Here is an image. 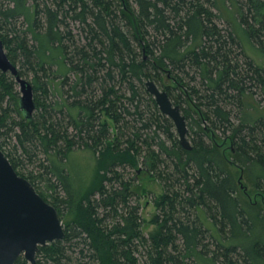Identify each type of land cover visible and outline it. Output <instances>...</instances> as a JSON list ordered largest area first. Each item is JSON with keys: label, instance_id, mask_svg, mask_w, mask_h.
Here are the masks:
<instances>
[{"label": "trees", "instance_id": "trees-1", "mask_svg": "<svg viewBox=\"0 0 264 264\" xmlns=\"http://www.w3.org/2000/svg\"><path fill=\"white\" fill-rule=\"evenodd\" d=\"M6 1L0 37L19 74L31 73L36 107L32 118L22 114L16 82L0 70L8 146L0 149L38 193L43 182L64 224L35 264H264V207L240 198L230 169L249 171L264 194V115L254 101L264 100V57L256 63L239 37L264 56V0ZM225 1L236 8L229 28L214 11ZM165 72L175 87L161 82ZM148 79L191 119V149ZM215 130L229 139L231 158ZM75 148L91 151L97 167L78 186L67 165ZM36 162L38 170L27 168ZM140 167L162 187L148 237L123 173ZM15 264L28 262L20 255Z\"/></svg>", "mask_w": 264, "mask_h": 264}, {"label": "water", "instance_id": "water-1", "mask_svg": "<svg viewBox=\"0 0 264 264\" xmlns=\"http://www.w3.org/2000/svg\"><path fill=\"white\" fill-rule=\"evenodd\" d=\"M0 70L14 77L19 85V108L26 118H32L36 107L32 84L19 74L18 67L8 58L1 37ZM145 85L160 112L172 120L180 144L191 149L186 135L188 127L179 106L174 105L166 91L160 90L154 82L148 80ZM63 236L64 227L56 208L14 170L0 149V264H15L20 255L29 264H35L38 247Z\"/></svg>", "mask_w": 264, "mask_h": 264}, {"label": "rangeland", "instance_id": "rangeland-1", "mask_svg": "<svg viewBox=\"0 0 264 264\" xmlns=\"http://www.w3.org/2000/svg\"><path fill=\"white\" fill-rule=\"evenodd\" d=\"M0 2H3L2 3L3 5L7 4L6 0H0ZM224 9L222 8L220 10L214 9V11L220 15V19H218L219 20L218 25L222 28H229V26L233 24L236 8L234 10V7H232V4L228 1H225ZM230 11H233V13H230ZM17 25H19V22ZM71 25H72V29L76 31L75 23L73 24L71 23ZM239 37H240L241 44L243 48L245 49L244 51H246V54L248 53V55H250V57L256 63L262 62V59H260L259 57H264V56L260 54L259 52H256V51L254 52L251 50L248 40L246 39V36L242 32L239 34ZM17 66H18V63H17ZM169 76L170 75L167 72H165L162 75L161 82L165 84L164 86L175 87L173 79ZM24 77L30 82H32L31 73L25 74ZM15 89H16V94L19 98L20 92H19V85L17 83L15 84ZM171 91L173 95L178 93V91L175 88L171 89ZM254 101L261 109L262 112L260 113L264 115V100L260 99L258 95H255ZM192 108L194 109V107ZM193 112L194 110L190 111V113H193ZM186 122H187V127H188L189 126L188 122L190 123L192 121L189 118V120H186ZM202 125L203 123L200 124V128L202 127ZM175 133H176V130H175ZM213 134L216 137V140H217V143H218V146L221 152H223L228 159L231 158V151H230L231 144L229 142V139L223 136L219 130H215ZM228 134L229 132H227V135ZM2 140H3V137H1L0 143L2 145L3 150L6 151V148H8V146L6 145L3 146ZM73 155H74V160H72L71 158L67 164L68 168L70 169V177H69L70 180L72 179L71 180L72 183H74V185L76 186L79 185L83 177L86 178L87 181L91 182V178L92 176H94V172L97 168L95 156L93 155L91 151H88L87 149H82V148L81 149L75 148ZM38 156H41V155L39 154ZM77 164H80L83 167ZM27 168L35 169V170L39 169L37 162L28 163ZM83 168L85 170L84 174L83 172L81 173ZM240 168L237 166H230V169L232 170L233 175L238 185V195L240 196V198H242L246 202L255 203L257 206L264 207V194H262V191L258 189L253 183V180L250 177L251 173L247 171L246 169H244L243 167H240ZM141 169H142L141 167L140 169H136V170L135 169L129 170L128 168L127 170H123V173L125 174V178L128 177L130 181H132L130 189L134 191V197L130 199V204H136V203L139 204L138 214L141 216V219H142L141 224H140L141 232L145 237L146 236L148 237L154 232V228H155V226L150 222L151 215L155 211V208L153 205V198L154 197L157 198L162 193V187L157 179H155L154 177H150L149 175H146L145 170L141 171ZM36 184H37L39 193L41 192L40 195L43 197L44 200L48 201V197H49L48 190L44 188L43 182H37ZM110 220L111 218L108 217L107 222H109ZM62 224H63V221H62ZM63 227H64V224H63Z\"/></svg>", "mask_w": 264, "mask_h": 264}, {"label": "flooded vegetation", "instance_id": "flooded-vegetation-1", "mask_svg": "<svg viewBox=\"0 0 264 264\" xmlns=\"http://www.w3.org/2000/svg\"><path fill=\"white\" fill-rule=\"evenodd\" d=\"M124 8H125V10H126V12H127V14H132V11H130V10H128V8L126 7V6H123ZM132 16V15H131ZM136 30H137V28H136ZM138 31V30H137ZM137 34H139V33H137ZM142 50H143V52H144V49L142 48ZM17 66V65H16ZM18 67V66H17ZM169 74V73H168ZM170 75V74H169ZM170 77V76H169ZM14 78V77H13ZM15 80V79H14ZM149 81H152V82H154L155 84H156V86L160 89V90H164V91H166L165 89H163V87L162 86H159L158 85V83H156L154 80H150V79H148ZM148 80H146V81H148ZM146 81H145V83H146ZM16 82V81H15ZM17 83V82H16ZM145 87H146V85H145ZM148 92V91H147ZM149 93V92H148ZM166 93H167V91H166ZM167 95H168V93H167ZM169 97V96H168ZM154 98V97H153ZM169 99H170V97H169ZM171 100V99H170ZM171 102H172V100H171ZM156 103V102H155ZM175 105V104H174ZM179 109H180V107H179ZM180 112H181V110H180ZM182 113V112H181ZM182 115H184V114H182ZM185 117V116H184Z\"/></svg>", "mask_w": 264, "mask_h": 264}]
</instances>
